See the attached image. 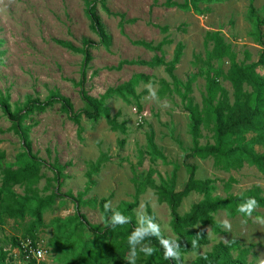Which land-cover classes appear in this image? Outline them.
<instances>
[{
    "label": "rangeland",
    "instance_id": "rangeland-1",
    "mask_svg": "<svg viewBox=\"0 0 264 264\" xmlns=\"http://www.w3.org/2000/svg\"><path fill=\"white\" fill-rule=\"evenodd\" d=\"M185 0H172L183 4ZM167 0H106V14L99 0H0V97L8 95L11 109L22 105L27 99L44 102L50 92H58L67 98L74 111L84 108L75 85L80 80L82 55L71 52L60 45H69L81 49L83 42L92 45L91 62L86 70L83 88L87 95L99 99L108 89H116L128 84L137 76L146 77L149 83L140 80L133 90L134 97L125 99L112 98L106 101L110 115L118 123H124L126 134L111 131L102 119L98 122L82 121L83 132L78 135L77 128L60 112L59 105L46 110L43 114H33L25 121L29 127V141L32 153L42 160L44 178L39 182V190L48 188L43 194L53 189L64 197L71 193L74 197L84 193V204L79 209L88 224L101 231L105 228V218L93 204L107 200L109 211H116L122 204H132L134 196V178L144 177L150 172L151 178L158 185L161 179L176 175L177 190H181L186 180L182 158L191 148L188 135V117L172 80L163 66L148 67L143 65H123V62L149 63L154 57H162L170 62L177 44L183 46L180 63L174 76L180 83L192 80L194 75V56L205 59L212 49L205 44L208 32H220L226 43L230 44L238 63L250 65L256 63L264 50V27L262 43H259L249 16L252 6L259 19L264 17V0H211L198 3L197 10H179L167 8ZM87 4L95 5L96 15L111 39L108 51L100 44L99 38L90 29L86 16ZM159 28H168L162 33ZM163 40L167 43L161 52H151L141 46L143 42L158 45ZM214 67L227 70V63H214ZM264 77V68L256 70ZM151 85L150 88L146 85ZM221 86L232 99L230 84L221 82ZM179 91L182 88L178 87ZM154 93V95H153ZM204 94V81L195 78L189 98L201 106ZM10 124L0 112V150L6 151V161L20 151L18 138L6 132ZM152 133L153 141L166 161L155 160L140 154L145 152L146 136ZM125 140L119 147L117 142ZM249 139V138H248ZM211 143V133L203 129L200 144ZM257 153L264 152V146H255ZM101 154H107L110 161L91 177L92 186H88L86 173L88 164L95 162ZM141 161V165H138ZM191 162V161H190ZM197 166L198 180L214 181V195L219 198L241 196L252 187L264 190V175L255 168L244 166L239 171L229 173L213 168L211 160H194ZM58 167L59 185L46 183L53 177L51 171ZM1 180V176H0ZM230 181H233L231 183ZM15 192L22 195L23 190L15 187ZM201 200V196L192 193L186 197L179 214H186ZM153 215L164 238L174 239L170 228V215L165 204L157 201L154 191L146 188L138 198L132 211L136 226L138 218ZM255 216L264 217V208L254 210ZM75 217L74 204L66 199L57 200L53 210L43 215V226L35 232V243L48 251L43 264H79V257L84 243L92 239V233L78 230L76 224L68 225ZM214 220L220 225L219 234H214L210 227L197 226L195 230L203 232L205 244L196 251L184 256V264H191L198 256L208 253L218 244L234 240L248 252V264H260L264 260V225L252 218L236 216L228 218L224 213L215 215ZM227 220L230 229L222 227ZM57 222L65 228L57 232ZM27 220L16 223L4 220L0 223V249L7 251V264H29L18 248H12V239L30 241L25 236ZM68 239V240H67ZM140 247H137V260ZM90 249V248H89ZM128 262V257L126 258Z\"/></svg>",
    "mask_w": 264,
    "mask_h": 264
},
{
    "label": "trees",
    "instance_id": "trees-1",
    "mask_svg": "<svg viewBox=\"0 0 264 264\" xmlns=\"http://www.w3.org/2000/svg\"><path fill=\"white\" fill-rule=\"evenodd\" d=\"M204 1L210 3L211 0H185L181 5L172 2V0H167L165 6L183 11L197 10V4ZM99 2L105 13L110 14L105 7L106 0H99ZM86 16L90 22L91 31L99 38V44L108 51L111 39L105 33L96 15L95 5L87 4ZM249 16L253 21V29L259 43L263 44L264 17L262 20L259 19L252 6L249 7ZM159 29L164 34L169 31L168 28ZM166 43L163 40L156 46L143 42L133 44L151 52H161ZM204 43L211 44L212 49L206 53L204 60L200 56L193 57L195 69L193 79L187 80L185 83H180L174 76L175 68L182 57L183 46L181 44L176 45L170 62H165L162 57H154L149 63L123 62L115 68V70H119L123 65H143L151 68L163 66L165 68V72L172 80L188 117V135L191 148L184 153L182 158L186 180L181 190H177L175 174L161 179L158 185L151 178V170L143 180L138 177L134 178L133 203L122 204L116 210L130 217L129 223L122 226L117 225L113 229L108 226V221H106L105 228L101 231H96L78 213L84 204L82 201L84 193H78L75 197L71 193H67L61 197L53 189L49 194H43L48 191L47 187L39 190V182L44 178L41 173L44 163L32 153L28 137L30 128L25 126V121L30 115L43 114L54 105H59L60 112L75 125L78 135L83 132L81 125L83 120L98 122L103 119L111 131L124 136L126 134L125 124L118 123L117 119L110 115L106 101L114 97L120 99H125L127 96L134 97V86L142 79L149 83V79L137 76L122 87L108 89L99 99L92 98L87 95L83 88L86 70L91 62L89 50H91L92 45L83 42L82 48L77 50L69 45L58 43L61 47L82 55L80 80L75 85L79 88V96L84 108L75 112L70 101L58 92H50L44 102L27 99L22 105H15L13 109L9 104L8 95L0 97V112L10 124L6 132L15 135L20 142V152L12 157L11 162L6 161L7 152L0 150V223L4 220L24 223L27 220L25 236L33 245H36L35 232L43 226L44 213L53 210L57 200L63 198L73 203L75 208V217L68 221V225L76 224L77 230L78 228L87 229L92 233V239L84 243V246H89L90 249H83L79 257V264H128L126 258L130 252V246L127 238L137 227L132 211L138 203V198L148 187L154 191L157 201L165 204L168 208L170 228L174 239H177L180 245V259L165 260L163 249L157 238L147 237L142 243L153 247L155 251L149 257H145L143 253L138 251L141 258L136 261V264H184V256L205 244L203 232L195 230L197 226H208L214 234L221 233L220 225L214 220L215 215L221 212L230 219L236 216L243 217L237 212V206L243 203L247 197H254L258 202V208H264V190L256 187H252L241 196H229L224 199L216 197L214 195V181L198 180L196 178L197 166L193 162L194 160H211L214 169L225 173L239 171L247 165L264 175V152L257 153L255 150V146H264V77H260L256 72L258 68H264V50L256 63L246 65L236 61V55L231 45L226 43L220 32L206 33ZM215 62L227 63V70L223 71L220 67H214ZM198 77L204 81V94L201 98L200 107L189 98L192 91V81ZM222 81L230 84L233 101L230 100L225 88L221 86ZM179 86L182 91L178 90ZM203 129L211 133V143L200 144ZM117 144L119 147H123L125 140H119ZM143 155L149 158L151 163L155 160L166 161L156 147L152 133L146 136L145 152L140 154V158H143ZM142 158L141 161H144ZM109 161L110 158L107 154H101L95 162L88 164L86 178L89 187L93 184L91 177L96 175ZM141 161L138 165H141ZM51 171L53 177L46 179V183L59 185V168L54 167ZM230 182L233 183V181ZM15 187L23 190L22 195L15 192ZM192 193L201 196V200L192 206L186 214L180 215L179 208L183 200ZM106 203L107 200L104 199L93 203L97 205L99 212L105 218L112 215L109 210H105ZM253 215H256L255 212ZM146 216L153 218L150 211H147ZM62 228L64 229L65 225L57 222V232H60ZM194 241L195 247H193ZM11 242L12 248H18L21 252L19 247L21 241L12 239ZM8 255L7 251L0 249V264H7ZM247 257L248 252L242 249L237 241L231 240L226 244L216 245L210 252L198 256L191 264H248ZM28 261L29 264H38L34 260Z\"/></svg>",
    "mask_w": 264,
    "mask_h": 264
},
{
    "label": "clouds",
    "instance_id": "clouds-1",
    "mask_svg": "<svg viewBox=\"0 0 264 264\" xmlns=\"http://www.w3.org/2000/svg\"><path fill=\"white\" fill-rule=\"evenodd\" d=\"M150 88L151 85H146ZM154 95V93H153ZM258 202L254 197H247L244 199L243 203L237 206V212L240 213L245 218H252L254 222L264 225V217L255 216L253 217V212L258 208ZM110 208L109 204H105V210L108 211ZM130 217L123 215L119 211H113L111 217L109 218L107 224L111 228L115 229L117 225H125L129 223ZM139 226L136 227L131 234L128 236V244L130 246V252L128 255V264H136L137 259V246L141 245L139 252L143 253L145 257H149L153 254L155 249L143 244L147 237H156L160 246L163 249V258L165 260H179L180 259V245L177 239L164 238L161 234V230L158 224L153 222V218L150 216H141L138 218ZM222 227L230 229L231 225L227 220L222 222ZM193 247H195V241L193 242ZM38 257H43V253L37 252ZM260 264H264V260L260 261Z\"/></svg>",
    "mask_w": 264,
    "mask_h": 264
},
{
    "label": "built area",
    "instance_id": "built-area-1",
    "mask_svg": "<svg viewBox=\"0 0 264 264\" xmlns=\"http://www.w3.org/2000/svg\"><path fill=\"white\" fill-rule=\"evenodd\" d=\"M19 247L21 252L24 255V258L26 260H34L36 263L40 264L43 263L44 261H46V257L48 256V251L39 246V245H33V243L31 241H21L19 243ZM37 252H41L43 253V257H38L36 255Z\"/></svg>",
    "mask_w": 264,
    "mask_h": 264
}]
</instances>
